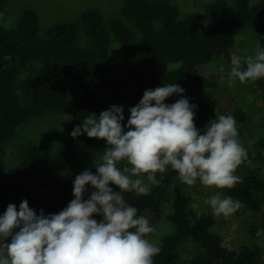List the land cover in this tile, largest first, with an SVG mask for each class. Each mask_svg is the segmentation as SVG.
Here are the masks:
<instances>
[{
    "label": "trees",
    "instance_id": "trees-1",
    "mask_svg": "<svg viewBox=\"0 0 264 264\" xmlns=\"http://www.w3.org/2000/svg\"><path fill=\"white\" fill-rule=\"evenodd\" d=\"M8 6V0H0V11ZM206 8L208 20L204 25L200 12L183 16L168 0H125L121 14L132 25L118 19L106 26L99 12L89 9L81 13L79 22L51 26L40 37L36 13L24 9L15 28L0 26V215L9 203L17 206L15 200L20 204L27 199L37 214L41 209L47 214L62 210L74 199L75 176L42 167L41 150L36 145L23 148L13 175L4 171V142L20 125L48 110L68 111L73 104L79 109L65 129L61 148V157L71 169L87 166L106 143L86 133L76 138L70 135L88 114L99 116L113 104L123 105L122 123L126 124L128 109L139 103L145 90L171 83L179 84L185 90L182 95L197 106V129H204L215 114L232 115L241 143L250 116L207 65L218 55L229 56L244 25L256 30L264 49V0L256 5L249 0H233L232 9L225 0H213ZM111 34L121 43L117 56L109 55ZM22 71L26 74L20 78ZM235 82L254 97L264 91L263 78ZM179 98L173 94L165 103ZM254 145L260 151L246 148L245 164L264 156V138H256ZM238 176L241 182L225 188V196L240 201V208L253 217L251 229L260 226L264 234V176L249 164ZM156 179L161 183L150 186L148 195L123 194L138 210L137 215L146 217L151 226L163 204L170 202L167 217L175 231L163 238L153 264H264L257 245L242 243L229 249L222 244L221 236L212 229L215 217L191 208L190 197L183 192L175 171L169 168L163 174L157 172ZM255 220L258 226L252 225Z\"/></svg>",
    "mask_w": 264,
    "mask_h": 264
},
{
    "label": "clouds",
    "instance_id": "clouds-1",
    "mask_svg": "<svg viewBox=\"0 0 264 264\" xmlns=\"http://www.w3.org/2000/svg\"><path fill=\"white\" fill-rule=\"evenodd\" d=\"M261 78L264 49L259 45L254 55L232 57L229 87L237 79L245 83ZM184 91L176 83L145 90L139 103L128 109L126 124L124 106L113 104L75 126L73 138L86 133L108 145L100 161H94L96 172L86 169L75 176L74 199L58 213L45 215L41 209L37 214L27 199L18 210L9 203L0 215V264H153L160 248L146 237L155 229L137 215L124 193L148 195L150 186L161 183L157 172L169 168L188 186L199 180L205 187L231 189L241 182L234 173L248 160V152L238 139L235 118L215 114L204 129H197V106ZM173 94L180 98L166 104ZM121 161H126L122 169L117 167ZM86 185L94 190L84 199ZM205 203L216 216L234 214L241 207L240 201L220 192Z\"/></svg>",
    "mask_w": 264,
    "mask_h": 264
},
{
    "label": "rangeland",
    "instance_id": "rangeland-1",
    "mask_svg": "<svg viewBox=\"0 0 264 264\" xmlns=\"http://www.w3.org/2000/svg\"><path fill=\"white\" fill-rule=\"evenodd\" d=\"M155 1V0H151ZM177 5L181 15L190 12H200L203 19V25L208 20L207 4L213 0H168ZM230 9L233 8V0H225ZM125 0H8V9L0 11V26L6 29L16 27L21 12L24 9L33 10L39 23L38 35L44 37L47 29L51 26L64 22H79L80 15L83 11L95 9L99 12L104 25L108 26L113 20H124L132 25L126 17L121 14L122 6ZM260 0H249L251 5H256ZM80 41L85 42V37L81 33ZM261 46L256 30L250 25H244L235 37V44L230 51L229 56L218 55L214 57L207 65V68L215 76L218 77L221 85H226L230 95L234 101H238L240 107L244 109L250 116V121L244 126L242 132L241 145L246 148L255 147L254 140L256 138H264V91L259 92L255 97L247 93L238 86V82H234L229 87L228 76L233 56L254 55L257 46ZM121 53V43L114 35H110L109 55L117 56ZM26 74L22 71L20 78ZM264 79V78H263ZM252 98L249 100V98ZM79 109L73 104L68 111L48 110L45 113L33 117L28 122L20 125L14 135L4 142V171L7 175L14 174L16 167L20 161L22 150L27 145H36L41 150L40 165L57 173L71 174L76 176L86 169L96 172L94 161L99 162L100 158L108 145H105L96 153L87 166L81 169H71L68 167L62 157L61 148L65 129L68 126L72 116ZM126 161L117 163V167L123 168ZM251 168L264 176V156L259 159L251 160L249 163ZM238 166L235 175H242L245 172V166ZM146 181V176L144 177ZM179 184L183 192L190 197V206L193 210L200 213H209L215 217V224L212 229L222 238V244L229 248L235 249L240 244H254L260 248L264 258V234L258 220L253 221L252 225L258 226L254 231L251 229L250 222L252 215L248 210L239 208L234 214L224 216H216L213 214L211 207L205 203V200L217 192L225 196V188L218 189L215 187H205L199 180L193 186L181 182ZM147 182V181H146ZM114 191H119L118 186L110 184ZM86 193L89 196L94 189L90 185H86ZM172 192V189H169ZM168 202V203H167ZM19 209V203L15 200ZM170 202L166 201L160 209V215L157 219H152V227L155 231L150 233L146 238L154 242L158 247L166 235L175 231L174 224L168 219L167 214L170 212ZM59 211H50L49 213H58ZM45 214V215H47ZM253 231V233H252ZM186 251L182 252L185 255Z\"/></svg>",
    "mask_w": 264,
    "mask_h": 264
}]
</instances>
